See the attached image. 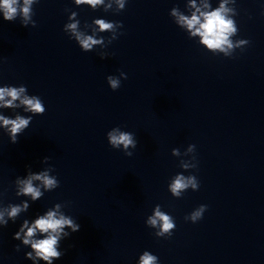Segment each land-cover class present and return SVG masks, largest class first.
<instances>
[{
  "label": "clouds",
  "instance_id": "9594fccd",
  "mask_svg": "<svg viewBox=\"0 0 264 264\" xmlns=\"http://www.w3.org/2000/svg\"><path fill=\"white\" fill-rule=\"evenodd\" d=\"M116 2L120 9L125 8V0H116ZM32 3L33 0H23V5L21 6L19 0H0V11L3 12V20L13 22L19 14L22 15L24 21L27 22L31 18L30 6ZM76 3H86L95 8L96 5L103 3V0H76ZM226 3L227 0H224V3H221V6L213 11H201L200 8L196 7L195 0H192L191 7L195 8V11L192 12L190 17L178 13L175 9H173L172 15L177 17V23L185 27L192 36H199L200 43L206 46L207 49L219 50L225 55H231L229 50L233 49L234 45L230 40V36L236 33L237 29L234 26L233 20L226 15V13L230 11L225 7ZM204 7L208 8L209 5L205 4ZM73 16H75V13H73ZM95 23L99 25L101 31L114 30V23H108L104 20H96ZM116 23L123 27L121 22ZM67 28L71 30L76 41H78L80 47L84 51H89L94 45L102 43L101 40L94 39L91 35H84L79 32L77 23H71L67 25ZM113 38L117 39L118 36ZM243 43H246V41H240L238 45ZM121 75L124 79H127L126 73L121 72ZM107 81L112 90H117L120 87L121 82L118 78L108 76ZM25 91L26 88L23 86L19 88L0 87V107H18V105L14 104V101L20 99V104L25 106V111H29L34 115L44 114L46 109L38 97L33 96L30 98L24 95L21 99ZM5 97H10V99L6 100ZM31 119V116L24 118L17 115L15 119L0 116V125L10 134L11 142L16 143L18 141V135L28 128ZM107 140L109 145L114 149H119L123 146L125 150L124 153L127 156L132 155V152L127 151L130 146L132 148L137 147L135 135L131 132L120 131L119 128H114L112 131L108 132ZM195 150L196 146L191 144L189 146V151L194 153L195 162L191 165L185 163L182 165L183 168H197L198 162L196 161ZM173 154L178 155L179 151L173 149ZM47 159L49 158L45 157V160ZM34 180L40 181L46 190L55 189L59 186L57 179L49 176L46 171L39 174H29L27 179H17V184L19 185L17 195L30 196L33 201L41 197L42 192L39 187L33 185ZM199 186V181L195 175L185 176L183 174H178L169 185V190L174 197L180 198L187 190L192 189L196 191L199 189ZM27 208L28 204L25 202L23 205H10L8 209L0 211V225H8V220L5 219V212L9 219L15 221V218L22 211H26ZM59 208L60 205L57 204L56 210L48 211L46 215L40 216L31 225L25 220L19 230L15 232L13 239L20 240L21 234L23 233V244L31 246V251L26 253L27 259H31L34 262L39 259L46 262V264H53V260L60 259L64 254L62 251L58 250V243L62 237H69L71 233L79 231L80 225L72 218L60 214L58 211ZM206 210L207 205L202 204L187 215L185 220L196 223L203 218V214ZM147 223L159 229L155 234L157 237L170 238L173 235V230L176 228L174 218L162 212L159 206L156 207L154 214L148 218ZM65 228L71 231H65ZM25 229H27L26 232ZM37 232L46 235H43L41 239H33ZM17 251H19V246H17ZM157 259L158 257L156 255L145 251L140 257L139 264H157Z\"/></svg>",
  "mask_w": 264,
  "mask_h": 264
}]
</instances>
